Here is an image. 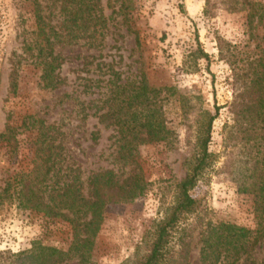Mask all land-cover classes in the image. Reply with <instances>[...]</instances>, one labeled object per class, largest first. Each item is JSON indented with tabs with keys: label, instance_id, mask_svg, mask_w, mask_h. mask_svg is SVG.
<instances>
[{
	"label": "rangeland",
	"instance_id": "obj_1",
	"mask_svg": "<svg viewBox=\"0 0 264 264\" xmlns=\"http://www.w3.org/2000/svg\"><path fill=\"white\" fill-rule=\"evenodd\" d=\"M37 1L59 64L53 90L41 85L36 57L47 51L37 50L31 4L0 0V134L10 128L12 138L0 140V194L11 185L0 197V264H135L173 206L209 117V157L190 192L195 208L180 221L181 242L177 234L171 241L169 264H198L213 225L253 229L264 122L255 108H242L253 97L250 71L264 48V0ZM248 3L259 5L260 18L249 20ZM142 82L156 93L147 94V109L133 100ZM146 118L162 140L146 139ZM31 119L50 126L51 142L63 148L61 168L55 164L47 176L34 153L42 140ZM103 171L118 183L138 177L144 189L104 205L80 261L71 252L69 222L28 208L14 192L34 183L52 207L49 191L57 195L76 179L89 199L88 177ZM237 264H264V237Z\"/></svg>",
	"mask_w": 264,
	"mask_h": 264
},
{
	"label": "trees",
	"instance_id": "obj_2",
	"mask_svg": "<svg viewBox=\"0 0 264 264\" xmlns=\"http://www.w3.org/2000/svg\"><path fill=\"white\" fill-rule=\"evenodd\" d=\"M31 4L33 20L35 24L37 50L39 53L46 50L47 56L38 55L41 67V85L44 89L53 90L58 87L59 80L54 74L58 68L56 56L52 55L49 48L48 34L45 30V24L41 15L40 5L37 0H26ZM249 20L258 15L261 16V9L257 3H248ZM205 58V54H201ZM250 93L253 95L250 103L243 105V112L250 108H255V119L260 123L264 122V48L261 56L256 60L251 67ZM11 86L15 88V84ZM137 94L133 100L136 106L147 109L150 105V100L147 96L149 93H154L155 90H148L142 82L137 86ZM106 114L97 116L98 121H102ZM213 117H209L204 126V134L199 144V154L193 165L190 167L184 178L177 185L176 199L169 210L168 215L161 221L157 222L153 234V239L145 255H143L135 264H169L172 259L170 251L171 241L174 235H178L177 240L181 242V235L184 230L180 228L181 219L187 214H191L195 208V200L190 195V192L195 187L203 169L206 166L209 154L207 152V144L209 142V132ZM31 127L37 128V134L41 138V142H34L35 156L41 154V166L43 167V176H47L53 171L55 164L58 169L61 168L62 158L60 145H54L51 134V127L44 125L43 120L31 119ZM144 127L146 139L148 141L162 140L159 136V128L150 119H144L142 124ZM6 132L0 134V140L9 141L10 128L5 129ZM8 132V134H7ZM11 138V139H10ZM140 140V139H139ZM141 141V140H140ZM144 141V140H143ZM61 151V152H60ZM60 152V153H58ZM39 157V156H38ZM37 157V159H39ZM58 157L60 162L58 161ZM39 168V165H35ZM57 169V170H58ZM66 167H64V170ZM34 183L26 182L20 189L16 190L18 197H24L28 208L37 212H42L46 216L60 217L64 221L69 222L72 228V246L71 252L80 260L83 261L90 249L92 238L96 234L101 222V210L104 205L121 200H130L139 196L144 189V184L141 179L135 176H130L121 183L116 182L113 174L110 171L92 173L88 177V188L90 198L84 199L79 194V184L76 179H71L69 184H63L61 191L57 193L50 190L47 201L52 205L43 202L42 195L33 189ZM10 184H6L2 190L0 197L9 196ZM54 191V192H53ZM55 194L53 199L51 194ZM254 219L255 227L253 229L235 227L226 223H218L211 226L202 239L201 247L198 252V264H237L241 258L248 259L250 253L255 246L264 237V174L258 183V188L254 192ZM64 211V212H62ZM70 215V216H69ZM52 257V256H51ZM52 259V258H51Z\"/></svg>",
	"mask_w": 264,
	"mask_h": 264
}]
</instances>
